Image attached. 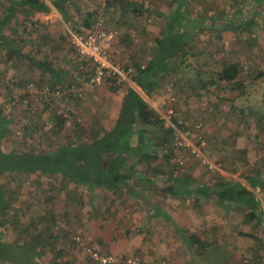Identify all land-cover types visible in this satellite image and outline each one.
I'll return each mask as SVG.
<instances>
[{
	"label": "rangeland",
	"instance_id": "1",
	"mask_svg": "<svg viewBox=\"0 0 264 264\" xmlns=\"http://www.w3.org/2000/svg\"><path fill=\"white\" fill-rule=\"evenodd\" d=\"M13 1L0 0V21L10 13L8 9ZM82 1L86 2L88 6L85 8L88 9L92 0ZM192 1L193 5L195 4L194 14H199L201 7L208 0ZM236 2L244 6L249 0H236ZM81 3V0L67 2L65 8L68 12L66 11L64 15L56 8V10L53 8L39 10L19 3V6L9 14V21L0 25V38L8 37L24 53L45 60L57 69L65 70L66 75L64 83L54 86L62 90L61 95H55L52 88V92L46 94L44 88L51 87L52 77L48 74L44 75L26 57L10 58L6 49L0 47V107L11 119L10 131L4 135V138H0V145L3 144L13 153L18 150L44 153L48 150L52 139L61 143H75L82 140L89 142L96 136L101 137L115 121L118 112L116 109L119 106L117 104L123 97L122 93L129 85H134V83H118L108 78L95 88L80 89L86 81L85 72L92 70L93 65L72 48L67 36V27L84 25L85 19L83 20L82 17L79 19L80 24L74 20L80 12ZM256 6V8L263 7L261 3ZM103 9L105 11L104 6ZM57 14L60 16L57 17ZM70 15L73 18L69 17ZM107 27L116 28L119 34H122L120 33L122 27L119 25L112 24ZM210 37L200 40L201 46L206 48L207 53L208 50L210 51L204 56L200 54L201 62L197 61L198 54L196 58L192 55L189 58L191 60L189 64L193 67L197 65L198 70H201L195 75L206 79L208 85L204 87L192 83L187 88L176 74H166L158 109L151 103V109L147 111L146 117L155 113L153 109L157 113L168 108L176 111L179 105L180 110L185 111L184 116H187L185 117L187 121L183 120L186 127L183 130L202 123L204 136V143H200L202 152L210 160L220 163L223 170L222 172L211 170L189 147H179L176 137L180 134H173L170 151H160L161 158L166 163L163 165L168 168L167 172H172L173 176L189 175L194 181L192 186L196 184L206 186L212 197L207 200L202 195L194 193L199 197L198 199L173 197L171 201L168 196H162L168 204L177 202L178 209L183 212V216L180 217L183 222L177 223L180 235L188 236V233L192 232L190 230L194 229L202 232L200 237L208 244V249L200 254L196 252L197 246L194 243L189 245V253L194 257L192 262L185 264H264V184L252 188L247 181L248 175L256 172L264 178V75H257L259 72H264V35L233 31L230 33V38L223 41L217 33H212ZM116 38L117 36L114 40ZM227 41L232 42L233 47L231 52L225 55L219 47L224 48L223 44L225 46ZM134 43L139 45L144 43V40H135ZM239 45L246 48L242 50V54L235 51ZM229 62H237L242 68L237 83L219 79L223 65ZM120 63L124 64L125 61ZM124 65L127 68L132 67ZM254 75H257V78ZM184 91L187 95L190 93L196 98L191 107L188 106L189 101H183ZM171 93L176 96L175 105L170 102ZM203 97L205 100H202ZM14 98L18 100L16 107L11 103ZM180 99L185 109L180 106ZM29 107L35 110L31 116L26 113ZM202 109L206 111L204 114ZM61 116L62 125H59L58 118ZM55 128L59 130L56 137L51 133ZM9 150L6 152H10ZM37 175L41 177L40 180L35 177ZM45 175L47 176L40 171L29 170L0 171V179L3 178V182H0L3 187L1 192L3 197L9 195L13 203H19H16L17 206H11L19 210L14 216L17 218L15 222L17 225L19 220L25 227L28 221H32L27 219L26 213L37 211L38 204L42 200L46 199L47 202V195L53 196L49 194V184ZM10 176H14L15 180L9 178ZM233 179L241 181L254 190L256 198L261 201L263 207L262 224L257 223L256 219H248V207L239 205L233 200L229 204L219 202V196L216 194L221 190L219 186ZM159 183L160 178L157 175L153 184L159 185ZM87 193L84 195L87 196ZM33 196L38 199H32ZM4 203H6L5 199L3 204L0 202V221L6 222L4 218L7 217L10 222L13 218L10 216L11 209L9 206L3 208ZM58 207L57 204L52 205L51 210H59ZM166 212L167 210L162 211L163 216L170 213V211ZM210 228H213L216 236L205 239L207 235L205 231ZM236 230L252 233L256 237H242ZM19 233L20 231L17 235ZM5 237L6 235H0L2 253L0 264L22 263L20 248L11 247L9 240H4ZM190 241L191 239H188V242ZM251 248L255 253H252ZM76 250L78 254L83 255V252ZM17 255L19 258L15 260ZM34 258L36 259L35 256ZM165 264H169V260Z\"/></svg>",
	"mask_w": 264,
	"mask_h": 264
},
{
	"label": "crops",
	"instance_id": "2",
	"mask_svg": "<svg viewBox=\"0 0 264 264\" xmlns=\"http://www.w3.org/2000/svg\"><path fill=\"white\" fill-rule=\"evenodd\" d=\"M69 1L67 0L64 6ZM13 2L17 3L18 6L19 3H22L21 0H14ZM81 2L80 12L74 19L79 24L81 22L79 19L82 17L83 20L85 19L86 28L95 25L107 27L112 24L122 27L120 30L122 34H119L120 36H117L113 42L114 57L116 61H125L124 64L132 66L133 69L140 66L144 67L152 60L158 51V41L166 35H181L183 31L189 29L191 32L186 35L189 40L187 56L182 60H175L174 57H171L168 61L170 66L175 68H171L168 73L176 74L178 78L183 80V86L187 88L192 83L206 86L205 81L207 80L195 75L201 70H198L197 65L193 67L189 64L191 55L196 58L198 54L197 61L199 63L201 62L200 56L210 52L208 50L207 53L206 48L201 46L200 40L202 38L210 39L212 33H217L223 41L230 38V33L233 31H245L250 35L263 33L264 35V0H249L244 6L237 3L236 0H208L201 7L199 14H194L196 13L193 8L195 4L193 5L192 0H105V2L92 0L89 2L88 9L85 8L88 6L86 2L82 0ZM259 3L263 6L262 8H256ZM66 11L68 12L67 8H64L61 14H66ZM57 15V17L60 16ZM177 22L181 26L177 27ZM240 23L242 25L237 26ZM135 40H144V43L135 45ZM223 47H219V50L222 49L221 52L227 55L233 47L232 42L227 41ZM244 49L246 50L239 45L235 51L242 54ZM227 64H224L223 67ZM164 77L160 81L153 98L148 97L140 88L133 85L150 104H154L156 109H158V103L161 102L160 94ZM122 94L123 97L117 104L119 105L116 109L118 112L114 120L119 116L127 91ZM189 95L192 94L188 93L187 95L184 91L183 101H189L188 106L191 107L196 98L194 95L192 97ZM202 100H205L204 97ZM179 101L180 106L185 109V106L181 105L182 100ZM176 110L175 116H180L182 121H187L185 118L187 116H184L185 111L180 110L179 105H177ZM202 112L204 114L205 109H202ZM143 116L146 117L147 115L144 114ZM159 156V160L150 162V165L166 166L163 165L166 163L162 160L161 153ZM46 174L49 194L53 196L47 195L50 201L48 199L47 202H45L46 199L42 200L38 204L39 209L37 211L26 213L27 219L32 221H28L25 227L21 225L19 220L18 225L15 223L17 218L14 216L18 214L19 210L11 208V206H17L16 203L18 202L13 203L9 195H5V204L11 209L10 216L13 218L10 222L7 217L4 218L6 222L0 221V235H6L4 240H9L10 244H8L13 248L32 247L36 257V259L34 258L35 263L96 264L88 258L76 241L77 235L84 236L106 252L123 256H138L148 264H163L167 260H169V264L192 262L194 256L188 250L192 242H188V239L191 236L200 237L202 232L191 229L192 232H189L188 236L187 234L180 235L177 223L183 222L180 219L183 212L178 209L177 202L168 204L162 195L168 196L171 201L173 197L186 198L178 194L179 191L183 190V192L186 191V194L191 193L193 198L198 199L199 197L194 194L193 186L187 188L186 184L179 183L173 194L162 191L167 178L159 177V185L153 184L157 174H135L125 180L117 179L116 183L110 181L102 186L93 184V180L91 181L92 184H89L79 177L67 178L61 173H57V175ZM58 175L60 177H56ZM170 176L173 175L170 174ZM35 177L38 180L41 178L39 175ZM181 177L187 178L188 184L194 182L189 175ZM9 178L15 180L14 176ZM0 182H3V178L0 179ZM190 189L191 192L188 191ZM84 193H87V196ZM203 197L209 200L212 196ZM32 199L37 200L38 198L33 196ZM56 204L59 205L58 208L60 209L52 211V205L55 206ZM163 210L170 211V213L166 212L167 215L163 216ZM18 219H20L19 216ZM189 221L191 222L190 219ZM36 222L38 223L36 224ZM185 222L188 223L187 220ZM188 226L190 227V225ZM19 231L20 233L17 235ZM205 233L207 234L205 239L216 236L213 228L208 229ZM60 249L64 252L62 254L56 253ZM76 249L81 253L83 252V255L78 254ZM251 250L252 253H255L252 248ZM17 258L18 255L15 260H18Z\"/></svg>",
	"mask_w": 264,
	"mask_h": 264
},
{
	"label": "trees",
	"instance_id": "3",
	"mask_svg": "<svg viewBox=\"0 0 264 264\" xmlns=\"http://www.w3.org/2000/svg\"><path fill=\"white\" fill-rule=\"evenodd\" d=\"M66 1L67 0H53L52 4L60 12H63L65 8L64 3ZM21 2L34 9H50L48 4L43 0H21ZM17 7L18 4L12 2L8 11L13 12ZM9 14H6L0 21V25L9 21ZM257 23L260 24V22ZM241 25L242 23L237 26L240 27ZM179 26L181 25L177 22V27ZM183 27L185 26L183 25ZM190 32L191 31L188 29V31H183L181 35H166L158 41V51L152 60L144 67L140 66L134 69L131 74L132 81L134 85L140 88L148 97H154L162 78L171 68L175 69L173 66H170L168 62L169 59L174 57L175 60H182L187 56V45L189 40L186 35ZM0 47L6 49L10 58H15L16 56L26 57L44 75L48 74L51 76L53 81L50 88L53 90H57L58 88V86L54 88L55 85L65 82V70L57 69L45 60L37 59L36 56L24 53L15 46L8 37L3 39L0 38ZM241 70L242 68L239 63L229 62L221 70L219 79L234 82L241 75ZM93 71L94 67H92V70L89 72H85L87 76L86 80L90 78ZM257 75L262 76L264 72H259ZM257 75H254V77L257 78ZM55 79L57 81H55ZM237 82L239 81L234 83ZM206 84L207 83H205V85ZM126 91L127 94L118 118L101 137L96 136L89 142L82 140L75 143H61L57 142L56 139H52L49 146L50 149L44 153L31 152V150H18V152L13 153L2 144L0 145V171L16 169L46 172L51 175L61 173L67 178L79 177L89 184H92L91 181L93 180V184L100 186L110 181L116 183L117 179L125 180L127 177L135 174H157L160 178H167V181L162 187L163 192L174 194V190L179 183H184L188 186L187 188H190L192 183L189 182L188 184L187 181L189 180L187 178L170 176L172 173H170V171L167 172L168 168L159 165H150V162L159 160L160 151H170L169 149L174 135L178 133L175 128L167 126L160 113H157L154 109L152 111L155 113L150 114L148 117L143 116L144 114L146 115L147 110L149 111L151 109V105L138 89L129 85ZM176 101L173 105L177 104ZM174 113L176 114L177 110L174 111ZM58 119L59 125H62V116ZM174 121L179 129L183 130L186 128L180 116L177 118L175 117ZM10 124L11 119L5 113V110L0 107V138H4V135L10 131ZM58 132L59 130H57V128L51 130V133L54 134L55 137ZM6 150L10 152H6ZM128 161L130 163H128ZM247 181L252 188H257L264 184V178L257 172L248 175ZM199 185L200 184H196V186H193L195 194L212 196L206 186ZM219 187H221V190L216 192V194L219 196L221 204L225 202L229 204L233 200L239 205L246 206L249 208V212L247 213L248 219H256L257 223L262 224L263 207L261 201L256 198L254 190L241 181L234 179L224 182L223 184L221 183ZM2 191L3 187L0 185V202L3 204L5 196L3 197ZM188 191L191 192V189ZM178 194L180 196L185 195L184 197L186 198L192 197L191 193L186 194V191L183 192V190L179 191ZM7 207L8 205L4 203L3 208ZM236 231L242 237H256L249 232L241 230ZM190 239L192 244L194 243L197 246L196 252L198 254L208 249L207 242L203 241L200 237L191 236ZM20 250L24 263L18 262V264H37L33 260L35 252L32 250V247H24L20 248ZM57 251L56 253L58 254L64 252L62 249ZM1 258L2 253H0V259ZM63 264L73 263L66 262Z\"/></svg>",
	"mask_w": 264,
	"mask_h": 264
},
{
	"label": "built area",
	"instance_id": "4",
	"mask_svg": "<svg viewBox=\"0 0 264 264\" xmlns=\"http://www.w3.org/2000/svg\"><path fill=\"white\" fill-rule=\"evenodd\" d=\"M50 8L55 9L52 4L53 0H43ZM56 10V9H55ZM119 35V30L116 28H108L100 25L86 28L85 25L68 26L67 36L72 48L82 57L91 60L93 63V74L83 82L80 89L95 88L102 84L108 78L116 80L118 83L133 84L131 78L132 67L127 68L124 64L115 60L113 50V40ZM33 86V85H31ZM46 94L52 92L49 86L44 88ZM55 95H61L62 90H54ZM176 96L171 93L170 102L174 103ZM12 106L18 105L16 98L11 100ZM28 116L35 113L32 107L27 109ZM161 117L165 120L167 126L175 128L178 135L176 137L179 147L186 146L191 149L193 153L202 158V161L213 171H221L223 168L220 163L210 160L202 152L200 143H204V136L202 131V123H197L192 128L181 130L175 124V113L173 108L167 110H159ZM78 244L83 248L88 258L96 264H148L138 256L132 255H118L104 251L93 242L87 240L82 235L75 237ZM165 263V262H163Z\"/></svg>",
	"mask_w": 264,
	"mask_h": 264
}]
</instances>
